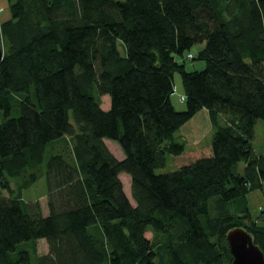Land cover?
Listing matches in <instances>:
<instances>
[{
	"label": "trees",
	"instance_id": "16d2710c",
	"mask_svg": "<svg viewBox=\"0 0 264 264\" xmlns=\"http://www.w3.org/2000/svg\"><path fill=\"white\" fill-rule=\"evenodd\" d=\"M7 4L9 16L0 17V264H231L226 234L235 226L264 252V204L255 218L246 203L249 190L264 188V153L252 142L264 119V0ZM196 42L204 43L197 57L206 65L188 70L175 55L189 58L184 52ZM175 71L181 110L171 99ZM201 108L213 127L212 152L157 172L168 154L185 151L175 133ZM105 138L119 143L123 158ZM53 141L57 152L46 159ZM43 175L47 213L39 197H23ZM11 177L20 178L13 184ZM41 238L49 249L39 254ZM27 240L37 262L19 248Z\"/></svg>",
	"mask_w": 264,
	"mask_h": 264
},
{
	"label": "rangeland",
	"instance_id": "374dc122",
	"mask_svg": "<svg viewBox=\"0 0 264 264\" xmlns=\"http://www.w3.org/2000/svg\"><path fill=\"white\" fill-rule=\"evenodd\" d=\"M5 3V11L2 13L0 17H4L5 14L9 13V8L7 4V0H3ZM1 7V6H0ZM2 12V11H1ZM204 46L203 42L194 43L189 49L185 50V54L187 55L189 52L193 53L194 57L183 58L182 55L176 54V59L180 62L185 63V67L188 70L193 69H202L206 65V60L203 58L197 57L199 50H201ZM119 47L121 51L124 53L125 49L121 42H119ZM174 83L175 90L172 92L173 104L176 109H185L186 102L181 99V95L184 93V86L181 78V74L179 71L174 72ZM110 100V95H103V104L107 103ZM205 109L199 110L196 115H193L188 121H186L175 133V139L181 141L185 144V151L181 154L174 155L168 154L167 161L164 166L156 168L157 172H165L178 168L181 164L192 161L198 157L209 155L211 151V140L213 134V127L210 122L209 114H205ZM71 120L74 122L72 113H70ZM108 142L109 148L113 151V153L118 157L122 158L120 154L121 151L117 146H120L119 143L110 138H106ZM58 141H63V139H59ZM253 146L258 153H264V119L258 118L255 124V133L253 138ZM53 142H50L46 148V159L50 157L51 154L57 152V149H53ZM123 152V151H122ZM124 154V153H123ZM244 162H239V168H243ZM122 178L124 181V188L127 195L130 197L131 201L134 202V199L131 196V176L127 172H122ZM20 177H11L12 183L17 181ZM46 178L45 175L38 178L31 186L24 188L23 197L26 201H30L36 199L38 197L43 211L47 213L48 210V195L46 194ZM135 203V202H134ZM246 203L252 213L253 217H257L260 214V210L264 204V188L257 187L251 189L246 194ZM147 236L151 237L152 231L148 230L146 232ZM46 240L40 239L38 248L43 249L46 245ZM28 248L31 253L32 261L37 262L38 253L34 250L33 244L31 240L23 241L19 244V248ZM159 258L157 259V263Z\"/></svg>",
	"mask_w": 264,
	"mask_h": 264
},
{
	"label": "water",
	"instance_id": "95a60500",
	"mask_svg": "<svg viewBox=\"0 0 264 264\" xmlns=\"http://www.w3.org/2000/svg\"><path fill=\"white\" fill-rule=\"evenodd\" d=\"M2 55L0 42V59ZM226 236L233 254L231 264H264V252L246 228L235 226L228 230Z\"/></svg>",
	"mask_w": 264,
	"mask_h": 264
},
{
	"label": "crops",
	"instance_id": "0c3cea01",
	"mask_svg": "<svg viewBox=\"0 0 264 264\" xmlns=\"http://www.w3.org/2000/svg\"><path fill=\"white\" fill-rule=\"evenodd\" d=\"M9 15L8 14H5L4 15V17L6 18V17H8ZM105 95V94H104ZM171 99H172V101L174 102V100H173V97L171 96ZM102 106L105 108V109H107V108H109L110 107V100L107 102V103H104L103 104V102H102ZM202 109H205V114H207L208 115V110L206 109V108H201L200 110H202ZM198 113V112H197ZM197 113H195L194 115H196ZM105 141H106V143H107V145H108V142H107V139L105 138ZM118 147H121V146H117V148ZM120 149V151H121V155H122V158L124 157V155L125 154H123L124 152H122L123 150H122V148H119ZM122 172H124V171H122ZM122 172H120L119 173V177L121 178V180H122V182H123V188H124V181H123V178H122ZM131 179V178H130ZM130 185H131V183H130ZM131 187V186H130ZM124 190H125V188H124ZM126 192V191H125ZM40 198V197H39ZM41 239H43V238H41ZM39 241H40V239H39ZM48 249H49V247H48V243L46 242V245H45V247L43 248V249H38V252H39V254H42V253H46V252H48Z\"/></svg>",
	"mask_w": 264,
	"mask_h": 264
},
{
	"label": "built area",
	"instance_id": "2783aa9c",
	"mask_svg": "<svg viewBox=\"0 0 264 264\" xmlns=\"http://www.w3.org/2000/svg\"><path fill=\"white\" fill-rule=\"evenodd\" d=\"M2 11V7H0V12ZM189 56L191 57L192 56V54L191 53H189ZM184 98V96L183 95H181V99H183Z\"/></svg>",
	"mask_w": 264,
	"mask_h": 264
}]
</instances>
